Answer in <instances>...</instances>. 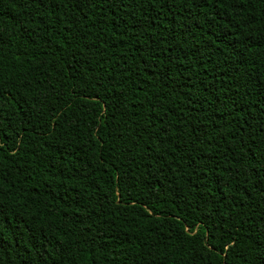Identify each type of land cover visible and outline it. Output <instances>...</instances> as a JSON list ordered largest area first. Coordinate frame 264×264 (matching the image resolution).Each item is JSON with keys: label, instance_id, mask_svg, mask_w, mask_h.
<instances>
[{"label": "trees", "instance_id": "trees-1", "mask_svg": "<svg viewBox=\"0 0 264 264\" xmlns=\"http://www.w3.org/2000/svg\"><path fill=\"white\" fill-rule=\"evenodd\" d=\"M0 264H264V0H0Z\"/></svg>", "mask_w": 264, "mask_h": 264}]
</instances>
